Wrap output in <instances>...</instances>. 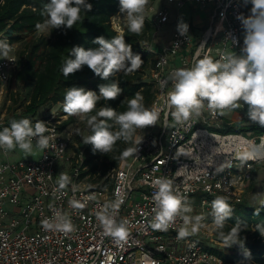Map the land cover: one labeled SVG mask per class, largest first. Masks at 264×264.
<instances>
[{
  "label": "built area",
  "instance_id": "built-area-1",
  "mask_svg": "<svg viewBox=\"0 0 264 264\" xmlns=\"http://www.w3.org/2000/svg\"><path fill=\"white\" fill-rule=\"evenodd\" d=\"M168 2H177L179 7L190 3L211 13L209 26L201 35L189 28L187 35L181 36L176 27L167 44L153 49L158 57L150 78L157 91L151 109L161 116L159 131L155 126L138 130L137 135L143 138L138 152L112 168L109 184L102 186L100 182L90 183L84 175L88 164L85 148L75 138L77 125L67 123L69 116L64 112L51 110L42 121L55 131L45 133L50 137L49 145L39 148L40 157L0 162V264H229L210 247L224 244L214 231L211 203L223 196L233 206L244 198L254 167L264 162V134L227 130L235 120L213 114L207 107L199 116L178 124L167 106V94L173 87L174 70L190 68L204 56L219 59L227 52L240 54L244 30L236 16H247L250 9L244 0ZM121 14L119 10L110 19L117 34H122L127 24ZM170 16L167 4L155 10L151 22L156 31ZM0 39L11 46L7 59L0 57L2 131L10 127V106L18 101L21 88L16 78L17 43L3 33ZM15 112L21 111L16 108ZM136 147L133 142L131 149ZM254 150L256 155L249 158ZM0 151L8 155L20 149ZM61 173L69 177L63 189L58 184ZM160 177L172 180L174 187L188 197L193 209L190 215L196 216L194 206L200 207L205 219L196 234L178 240L180 220L167 231L152 227L153 181ZM118 197L124 203L116 219L127 221L123 238L105 233L96 218L105 203ZM56 213L69 218L74 231L65 234L55 228L46 229L43 221H52Z\"/></svg>",
  "mask_w": 264,
  "mask_h": 264
},
{
  "label": "clouds",
  "instance_id": "clouds-1",
  "mask_svg": "<svg viewBox=\"0 0 264 264\" xmlns=\"http://www.w3.org/2000/svg\"><path fill=\"white\" fill-rule=\"evenodd\" d=\"M244 3H250L251 9L247 16L243 13L236 16L244 30L240 54L227 52L219 59L204 56L196 60L192 67L178 68L171 73L173 87L167 94V106L176 123L181 124L194 115L199 116L205 107L213 114L224 115L225 110L236 109L242 102L247 105L248 120L264 127V0H244ZM147 5L148 0H119V10L124 14L131 33L140 34L143 30ZM91 8L88 0H49L41 12L46 19L43 24L37 23L36 28L71 29L81 20V12L91 11ZM188 29L187 23H178L177 30L181 36L187 35ZM93 44L98 47L85 49L82 46H74L70 49V58L66 59L61 68L65 77L87 66L95 75L107 81L117 72L131 73L144 63L122 35L111 39L99 36L93 40ZM175 47H178V44ZM10 51L11 46L7 40L0 39V57L7 59ZM98 87L99 94L73 86L67 88L64 95V113L87 119L91 134L82 137L83 144L91 145L94 153L107 154L113 150L117 141L134 142L137 147L125 150L123 156L138 152L143 138L137 135V130L155 126L159 118L158 111L145 107L144 97L139 91L127 100V110L124 112H117L112 107H101L97 110V103L101 99L115 100L123 91L116 80L102 83ZM108 121H112V124ZM114 126L117 128L115 131ZM54 131V128L49 129L42 120H37L34 124L29 118L12 120L10 127H4L0 131V149L9 151L18 147L24 153L30 154L34 140L36 147L46 149L50 137L45 133ZM255 155L254 150L249 154V158H254ZM68 183L69 177L61 173L59 188L63 189ZM153 184L156 191L152 196V227L167 231L180 220L182 225L177 229L178 240L196 234L203 226L205 217L190 215L193 209L188 197L166 177L155 179ZM123 203L122 197L105 203L96 216L105 233L115 238L127 235V221L118 222L116 219ZM258 214L254 212V215ZM210 215L214 225L220 230L219 234L225 236L222 231L225 222L233 215V209L225 197L217 196L212 201ZM43 226L46 229L55 228L65 234L74 231L71 220L60 213H56L52 221L45 219ZM241 230L240 222H237L227 236V240L231 242L229 247L234 244L243 246L240 243ZM257 231L264 236V228L257 226Z\"/></svg>",
  "mask_w": 264,
  "mask_h": 264
},
{
  "label": "trees",
  "instance_id": "trees-1",
  "mask_svg": "<svg viewBox=\"0 0 264 264\" xmlns=\"http://www.w3.org/2000/svg\"><path fill=\"white\" fill-rule=\"evenodd\" d=\"M48 2L49 0H0V33L12 43H20L22 46V49L17 51L19 57L17 81L23 88L31 85L30 98L21 101L19 106L22 107V111L19 114L15 112L17 107L11 110L9 123L22 118H29L33 123L42 120L44 117H38L39 110L57 103L63 104L66 89L69 87H83L99 94L98 86L102 83H111L113 80L119 81V86L123 89L121 95L112 101L101 99L97 103V110L101 107H112L117 112H124L127 110V100L138 91L144 97L145 107L151 109L157 87L150 78V71L158 57V52L153 51L158 47L154 43L156 27L151 19L145 17V26L140 34L131 33L127 24L124 26V32L117 34L110 24V19L119 11V0H88L92 5L91 11H82L81 20L71 29L50 28L49 35H37L39 30L36 24H43L46 19L41 12ZM246 7L251 9V4H246ZM116 35H122L126 43L132 45L133 52L143 59L144 63L138 70L131 73L117 72L107 81L95 75L87 66L69 77L62 74L61 68L66 59L70 58L69 52L72 47L95 48L98 47L93 44L96 37L104 36L105 39H111ZM17 102L16 100L15 103ZM94 114L95 112L92 113ZM67 123L85 125L88 128L87 135L91 134L86 118L69 116ZM108 123L112 124V121ZM113 130H117L116 126ZM227 130H252L256 135L264 134V127L252 124L244 128L240 121L227 126ZM79 143L85 148V162L88 164L84 175H88L87 180L90 183L100 182L102 186L109 184L110 170L120 164L125 158L123 152L131 149L133 145V142L117 141L111 152L102 154L94 153L91 145H84L81 141ZM231 207L232 218L225 222L222 230L225 236L219 234L220 230L216 231V235L221 241L230 244L227 236L234 225L240 222L242 227L240 243L243 246L234 244L227 251L219 245H214L210 246L211 249L222 255L229 264H264V236L257 231V226L264 228V205L251 202L245 195ZM255 211L259 214L254 215Z\"/></svg>",
  "mask_w": 264,
  "mask_h": 264
},
{
  "label": "rangeland",
  "instance_id": "rangeland-1",
  "mask_svg": "<svg viewBox=\"0 0 264 264\" xmlns=\"http://www.w3.org/2000/svg\"><path fill=\"white\" fill-rule=\"evenodd\" d=\"M169 5L170 6V10H171V16L169 18V20L164 24V26L156 31L155 37H154V43L156 44L157 47H161L164 46L165 44H167L174 32V30L176 29V27L178 26V23L183 21L185 23H187L189 25V28H192L193 32H197L199 35H201V31L205 30L210 23V18L209 15L211 13V10L209 9H204V10H200V8L196 7L193 4H186L184 7H179L177 2L174 3H169L168 0H148V5L145 9V17L148 18H152L154 16L155 10L162 7L163 5ZM121 16L123 17L124 14H121ZM204 17V18H203ZM197 18H203V22L202 21H196ZM199 24H202V26H199ZM50 33V28H42L37 32V35H49ZM242 37L244 39V31L242 33ZM20 49H22V46L20 43H17L16 46V52L19 51ZM21 88V94L19 95V99L18 102L15 104H12L10 106V110H12L13 108L17 107L20 109V111H22V107H20V103L24 98H30V88L31 85L26 86V88H23L22 85H20ZM239 111H237L236 113L232 112L231 110H226L225 111V116L226 117H236V114L239 115V113L241 114L242 117H240V125L244 128H248L249 125H252L254 123H252L250 120H248L247 118V105H244L241 102ZM51 110H58L60 113L63 112V104L61 103H57V104H53L50 107L45 106L42 107L39 112H38V117H45ZM241 110V111H240ZM11 112V111H10ZM239 117V116H238ZM161 116H159L157 124L155 125V130L159 131V128L161 126ZM237 121H234L233 124ZM152 127V126H150ZM77 129V133L76 139H78V141L83 142L82 137L87 136L88 134V128L85 127V125H79L76 126ZM252 134H254V132H252ZM40 149L38 147H34L32 152L30 154L24 153L23 151H16L15 153H9L8 155H6L5 153H3L2 151H0V162H3L5 160L9 159H19V158H29V159H38L40 157ZM246 198L248 200H250L253 203L258 202L260 198L264 195V162L263 163H257L256 166L254 167L253 170V177L247 187L246 190ZM200 207L194 206V213H196V215H201V209H199ZM207 223V222H206ZM202 224H204V222H202ZM218 229L215 226V232ZM219 246L222 249H226L227 251H229L230 247L228 242H224V244H219Z\"/></svg>",
  "mask_w": 264,
  "mask_h": 264
},
{
  "label": "crops",
  "instance_id": "crops-1",
  "mask_svg": "<svg viewBox=\"0 0 264 264\" xmlns=\"http://www.w3.org/2000/svg\"><path fill=\"white\" fill-rule=\"evenodd\" d=\"M203 18H204V17H203ZM203 18H200V19L197 18L196 21H202V22H203V20H202ZM199 26H202V24H199ZM236 112H237V111H235L234 113H236ZM238 116H239V117H238ZM240 117H242V116H241V114L239 113V115L236 114V117H232V119H234L235 121H237V120H240V119H241Z\"/></svg>",
  "mask_w": 264,
  "mask_h": 264
},
{
  "label": "water",
  "instance_id": "water-1",
  "mask_svg": "<svg viewBox=\"0 0 264 264\" xmlns=\"http://www.w3.org/2000/svg\"><path fill=\"white\" fill-rule=\"evenodd\" d=\"M259 204H260V205H264V195L260 198V200H259Z\"/></svg>",
  "mask_w": 264,
  "mask_h": 264
}]
</instances>
